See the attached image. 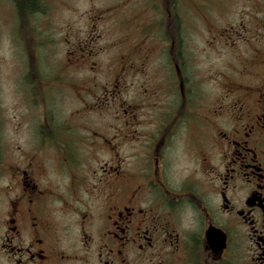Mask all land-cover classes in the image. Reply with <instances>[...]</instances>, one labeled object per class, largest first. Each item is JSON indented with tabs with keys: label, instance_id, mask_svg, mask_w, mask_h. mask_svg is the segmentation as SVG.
<instances>
[{
	"label": "flooded vegetation",
	"instance_id": "obj_1",
	"mask_svg": "<svg viewBox=\"0 0 264 264\" xmlns=\"http://www.w3.org/2000/svg\"><path fill=\"white\" fill-rule=\"evenodd\" d=\"M171 60L167 92L185 100L156 114L153 132L124 123L132 164L115 154L99 164L93 147L115 152L113 138L62 137L58 126L73 125L52 119L23 165L4 167L0 152V264H264V83L230 78L210 108L197 101L208 82L193 97L206 75ZM178 150L190 167L180 181Z\"/></svg>",
	"mask_w": 264,
	"mask_h": 264
},
{
	"label": "rangeland",
	"instance_id": "obj_2",
	"mask_svg": "<svg viewBox=\"0 0 264 264\" xmlns=\"http://www.w3.org/2000/svg\"><path fill=\"white\" fill-rule=\"evenodd\" d=\"M44 1L43 11L20 16L13 0H0L4 167L13 159L26 163L28 150L42 141L39 135L49 132L51 119L54 129L61 122L73 125L67 128L71 132L58 126L62 137L76 140L79 134L101 133L109 141L113 138L115 152L100 143L93 147L99 164L114 154L116 165L117 158L132 164L139 152L126 141L124 123L133 117L140 132H153V117L185 100L180 91L167 92L165 86L175 71L171 58L176 62L180 50L186 61L192 60L195 78H208L194 88L193 97L202 90L197 96L204 94L208 82L209 98L197 101H209L210 108L230 78L264 83L258 66L263 54L255 51L264 43V0H173L179 26L166 19L170 0L166 5L163 0ZM177 153L170 178L180 181L190 167L183 153ZM7 180L3 170L2 188Z\"/></svg>",
	"mask_w": 264,
	"mask_h": 264
},
{
	"label": "trees",
	"instance_id": "obj_3",
	"mask_svg": "<svg viewBox=\"0 0 264 264\" xmlns=\"http://www.w3.org/2000/svg\"><path fill=\"white\" fill-rule=\"evenodd\" d=\"M13 1L15 2V5L17 8V13L20 16H24L27 13L29 15L30 12L43 11V9H45V8L41 7L42 6L41 3H43V4L46 3L44 0H13ZM163 2H164V5H166L167 0H163ZM169 3H170V9L166 14V19L171 17L170 20L175 21L176 24L179 26L181 20L179 18V14L177 11L178 10L177 1L174 2L173 0H170ZM180 54L182 55V51L180 52ZM181 55L178 58L179 60L184 59ZM184 67H185V71H186L185 74H190V70H188V67L187 66H184Z\"/></svg>",
	"mask_w": 264,
	"mask_h": 264
}]
</instances>
